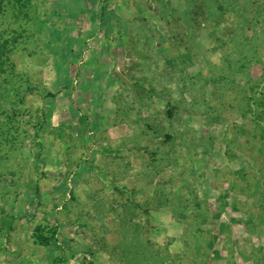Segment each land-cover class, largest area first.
I'll return each mask as SVG.
<instances>
[{
	"label": "rangeland",
	"instance_id": "374dc122",
	"mask_svg": "<svg viewBox=\"0 0 264 264\" xmlns=\"http://www.w3.org/2000/svg\"><path fill=\"white\" fill-rule=\"evenodd\" d=\"M28 14L0 17V264H264V0Z\"/></svg>",
	"mask_w": 264,
	"mask_h": 264
},
{
	"label": "trees",
	"instance_id": "16d2710c",
	"mask_svg": "<svg viewBox=\"0 0 264 264\" xmlns=\"http://www.w3.org/2000/svg\"><path fill=\"white\" fill-rule=\"evenodd\" d=\"M30 0H0V17L15 16L17 19L28 18ZM8 47L0 46V73H4L5 60L9 59ZM254 106V105H250ZM257 106V105H256ZM264 113V112H263ZM36 242L42 246L50 245V238L43 227L37 226L34 231Z\"/></svg>",
	"mask_w": 264,
	"mask_h": 264
}]
</instances>
